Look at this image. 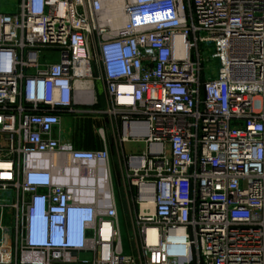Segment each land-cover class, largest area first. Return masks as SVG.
I'll return each mask as SVG.
<instances>
[{"label": "built area", "instance_id": "2783aa9c", "mask_svg": "<svg viewBox=\"0 0 264 264\" xmlns=\"http://www.w3.org/2000/svg\"><path fill=\"white\" fill-rule=\"evenodd\" d=\"M108 10L0 12V264H264V0H123L118 27ZM98 84L121 140L145 143L125 170L138 255L109 147L60 137Z\"/></svg>", "mask_w": 264, "mask_h": 264}, {"label": "crops", "instance_id": "0c3cea01", "mask_svg": "<svg viewBox=\"0 0 264 264\" xmlns=\"http://www.w3.org/2000/svg\"><path fill=\"white\" fill-rule=\"evenodd\" d=\"M98 88L100 89L99 104L86 106L87 113L80 118H76L75 116H64L62 125L64 134L60 137L67 141H73L76 145L84 148L86 146L84 142L88 140L93 142L90 143L88 147L90 149H99L104 146L109 147L111 157L107 165V171L119 206L123 194L125 199L130 200L125 178L127 156L131 153H140L144 151L145 143L144 141L121 140V120L115 119L105 112L107 104L103 93V87L101 84H98ZM107 119L108 121L106 123L105 120ZM108 126H110V129ZM130 144H139V146L142 144L144 149L136 150L135 147H129ZM80 257L84 260H92L94 253L83 251L80 253Z\"/></svg>", "mask_w": 264, "mask_h": 264}, {"label": "rangeland", "instance_id": "374dc122", "mask_svg": "<svg viewBox=\"0 0 264 264\" xmlns=\"http://www.w3.org/2000/svg\"><path fill=\"white\" fill-rule=\"evenodd\" d=\"M17 7V0H0V12H13ZM218 64L216 61H212L210 64L209 72L217 70ZM100 91V89H99ZM108 119L105 120L107 123ZM110 129V126H108ZM135 147L136 150L144 149L139 144H130L129 147ZM124 197V194H123ZM121 198L119 209H120V222L122 227V234L125 242V250L130 251L136 255L139 254V243L135 239L134 229L135 228V207L130 200Z\"/></svg>", "mask_w": 264, "mask_h": 264}, {"label": "bare ground", "instance_id": "6f19581e", "mask_svg": "<svg viewBox=\"0 0 264 264\" xmlns=\"http://www.w3.org/2000/svg\"><path fill=\"white\" fill-rule=\"evenodd\" d=\"M106 4L109 10L103 16V21L109 22L115 27L121 26L126 18L123 11V0H106Z\"/></svg>", "mask_w": 264, "mask_h": 264}, {"label": "trees", "instance_id": "16d2710c", "mask_svg": "<svg viewBox=\"0 0 264 264\" xmlns=\"http://www.w3.org/2000/svg\"><path fill=\"white\" fill-rule=\"evenodd\" d=\"M85 143V148H87V149H90V148H88L89 146H90V143H93L91 140H88L87 142H84Z\"/></svg>", "mask_w": 264, "mask_h": 264}]
</instances>
